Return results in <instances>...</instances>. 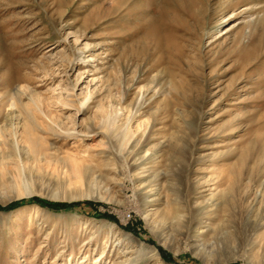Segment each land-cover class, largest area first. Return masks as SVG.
Segmentation results:
<instances>
[{"label": "rangeland", "instance_id": "obj_1", "mask_svg": "<svg viewBox=\"0 0 264 264\" xmlns=\"http://www.w3.org/2000/svg\"><path fill=\"white\" fill-rule=\"evenodd\" d=\"M34 196L69 204L0 207V264H264V0H0V205Z\"/></svg>", "mask_w": 264, "mask_h": 264}, {"label": "bare ground", "instance_id": "obj_2", "mask_svg": "<svg viewBox=\"0 0 264 264\" xmlns=\"http://www.w3.org/2000/svg\"><path fill=\"white\" fill-rule=\"evenodd\" d=\"M13 143L16 147L17 140L13 139ZM144 203H146V201ZM173 203L176 204L177 202H173ZM183 212H184L183 208H181L180 206H177V205H171L168 208H166L164 211H161L160 212V221H159L160 228L162 230H164V229H168L170 227H173V226L181 223L185 217V214Z\"/></svg>", "mask_w": 264, "mask_h": 264}, {"label": "trees", "instance_id": "obj_3", "mask_svg": "<svg viewBox=\"0 0 264 264\" xmlns=\"http://www.w3.org/2000/svg\"><path fill=\"white\" fill-rule=\"evenodd\" d=\"M30 199L32 200H37L41 203H44V204H47V205H50V206H54V207H57L59 205H68L69 203L68 202H56V201H51V200H46V199H42V198H39V197H30V198H20V199H17V200H12L8 203H6L5 205H0V207L2 208H10V207H13L15 205H18L19 203H22V202H27L29 201Z\"/></svg>", "mask_w": 264, "mask_h": 264}]
</instances>
